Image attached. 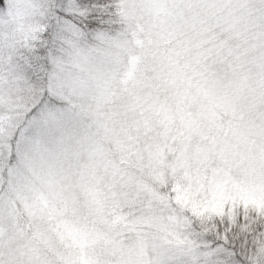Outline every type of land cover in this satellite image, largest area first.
Returning a JSON list of instances; mask_svg holds the SVG:
<instances>
[{
	"label": "snow or ice",
	"instance_id": "obj_1",
	"mask_svg": "<svg viewBox=\"0 0 264 264\" xmlns=\"http://www.w3.org/2000/svg\"><path fill=\"white\" fill-rule=\"evenodd\" d=\"M0 264H264V0H0Z\"/></svg>",
	"mask_w": 264,
	"mask_h": 264
}]
</instances>
